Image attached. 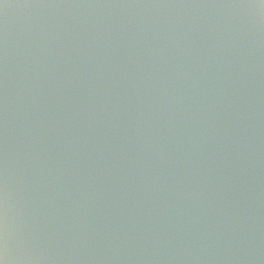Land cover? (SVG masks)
<instances>
[{
    "label": "water",
    "instance_id": "water-1",
    "mask_svg": "<svg viewBox=\"0 0 264 264\" xmlns=\"http://www.w3.org/2000/svg\"><path fill=\"white\" fill-rule=\"evenodd\" d=\"M0 193L22 264H264V18L0 0Z\"/></svg>",
    "mask_w": 264,
    "mask_h": 264
},
{
    "label": "clouds",
    "instance_id": "clouds-1",
    "mask_svg": "<svg viewBox=\"0 0 264 264\" xmlns=\"http://www.w3.org/2000/svg\"><path fill=\"white\" fill-rule=\"evenodd\" d=\"M248 7L264 18V0H248ZM0 264H22L16 255L14 235L9 226L7 200L0 193Z\"/></svg>",
    "mask_w": 264,
    "mask_h": 264
}]
</instances>
